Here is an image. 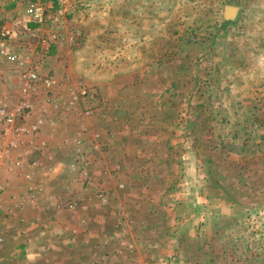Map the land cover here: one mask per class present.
Here are the masks:
<instances>
[{
	"label": "rangeland",
	"instance_id": "1",
	"mask_svg": "<svg viewBox=\"0 0 264 264\" xmlns=\"http://www.w3.org/2000/svg\"><path fill=\"white\" fill-rule=\"evenodd\" d=\"M2 2L0 264H264V0Z\"/></svg>",
	"mask_w": 264,
	"mask_h": 264
},
{
	"label": "built area",
	"instance_id": "2",
	"mask_svg": "<svg viewBox=\"0 0 264 264\" xmlns=\"http://www.w3.org/2000/svg\"><path fill=\"white\" fill-rule=\"evenodd\" d=\"M29 1V0H22ZM26 8V14L30 17L31 20L36 22H41L44 19L45 10L43 7L35 2H28ZM15 35L14 29L12 27H8L4 22V7L3 2L0 0V69L1 65L5 61H18L19 57L16 53H14L13 49L8 44V39ZM23 90L26 92L29 88L30 82H38L40 80L39 74L34 70L26 72L23 74ZM0 81H1V72H0ZM83 95L87 94L86 90L82 91ZM9 96H5L0 99V124L3 126L4 132H9L10 128L15 126L16 123V110L12 109L9 106L8 98Z\"/></svg>",
	"mask_w": 264,
	"mask_h": 264
},
{
	"label": "water",
	"instance_id": "3",
	"mask_svg": "<svg viewBox=\"0 0 264 264\" xmlns=\"http://www.w3.org/2000/svg\"><path fill=\"white\" fill-rule=\"evenodd\" d=\"M239 13V8L236 6L229 5L225 9V20L233 22L237 18Z\"/></svg>",
	"mask_w": 264,
	"mask_h": 264
},
{
	"label": "crops",
	"instance_id": "4",
	"mask_svg": "<svg viewBox=\"0 0 264 264\" xmlns=\"http://www.w3.org/2000/svg\"><path fill=\"white\" fill-rule=\"evenodd\" d=\"M12 66H14V67H16V65H11V66H9V67H12ZM4 67V66H3ZM5 68V67H4ZM3 68V69H4ZM10 69L11 68H6V69H4V70H2V69H0V70H2L3 71V75H4V77H6V78H10L11 76H13V74H12V72L15 74L18 70L15 68V70H12V72H10ZM17 79V78H16ZM38 111L36 110L35 112H34V115H36V113H37ZM1 155H3V154H0V159H1ZM4 158V157H3ZM2 160V159H1Z\"/></svg>",
	"mask_w": 264,
	"mask_h": 264
},
{
	"label": "trees",
	"instance_id": "5",
	"mask_svg": "<svg viewBox=\"0 0 264 264\" xmlns=\"http://www.w3.org/2000/svg\"><path fill=\"white\" fill-rule=\"evenodd\" d=\"M229 24H232V23H231V22L224 21V22L222 23V27H225V26H227V25H229ZM263 137H264V135H263Z\"/></svg>",
	"mask_w": 264,
	"mask_h": 264
}]
</instances>
